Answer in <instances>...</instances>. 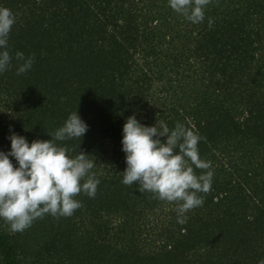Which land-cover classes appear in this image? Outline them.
<instances>
[{
  "label": "trees",
  "instance_id": "1",
  "mask_svg": "<svg viewBox=\"0 0 264 264\" xmlns=\"http://www.w3.org/2000/svg\"><path fill=\"white\" fill-rule=\"evenodd\" d=\"M0 6L17 15L11 53L34 57L26 73L13 60L0 74V150L10 128L48 140L78 110L88 131L60 143L87 153L100 181L72 216L46 214L16 233L0 219V264H264V0H210L199 24L168 0ZM133 114L203 137L212 186L184 224L175 202L121 182Z\"/></svg>",
  "mask_w": 264,
  "mask_h": 264
},
{
  "label": "clouds",
  "instance_id": "2",
  "mask_svg": "<svg viewBox=\"0 0 264 264\" xmlns=\"http://www.w3.org/2000/svg\"><path fill=\"white\" fill-rule=\"evenodd\" d=\"M210 0H168V6L193 24L205 20ZM17 15L0 6V74L17 61V75L28 72L34 57L22 51H10L9 39ZM213 20L208 18L209 27ZM89 125L78 110L71 112L51 139L27 137L10 128L9 150H0V219L12 233L23 232L46 214L72 216L82 206L76 197L81 193L95 197L99 179L92 173L95 161L85 152L71 156L62 143L79 139ZM122 151L126 168L122 183L137 185L140 192H150L161 201L175 202L178 223L186 222V213L204 204L200 193L212 186L211 161L201 158L199 143L203 137L192 128L177 122L170 128L164 121L143 124L135 114L123 125ZM161 137L166 139L162 140ZM15 161V163H14ZM195 169L207 170L197 174Z\"/></svg>",
  "mask_w": 264,
  "mask_h": 264
}]
</instances>
